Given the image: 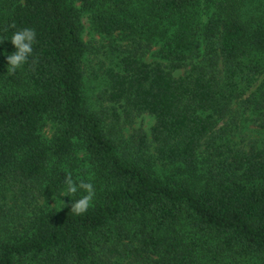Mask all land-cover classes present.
Returning <instances> with one entry per match:
<instances>
[{"label":"trees","instance_id":"1","mask_svg":"<svg viewBox=\"0 0 264 264\" xmlns=\"http://www.w3.org/2000/svg\"><path fill=\"white\" fill-rule=\"evenodd\" d=\"M24 27L29 62L0 55V264H264V0H0V53ZM69 174L96 188L83 216Z\"/></svg>","mask_w":264,"mask_h":264},{"label":"clouds","instance_id":"2","mask_svg":"<svg viewBox=\"0 0 264 264\" xmlns=\"http://www.w3.org/2000/svg\"><path fill=\"white\" fill-rule=\"evenodd\" d=\"M36 39L37 33L30 27L18 29L12 33L10 39H5L10 41L15 49L11 54L0 53V55H6L8 74H16L18 70L22 69L29 62V59L34 56V45L36 43ZM78 193L82 194L79 198L73 199V197H76ZM57 194L61 197L70 198V212L72 214L76 216H83L90 208L93 207V202L97 193L96 188L90 179L74 180L72 175L69 174L65 176L64 186ZM53 199H56V196ZM60 202L65 204L62 201Z\"/></svg>","mask_w":264,"mask_h":264},{"label":"rangeland","instance_id":"3","mask_svg":"<svg viewBox=\"0 0 264 264\" xmlns=\"http://www.w3.org/2000/svg\"><path fill=\"white\" fill-rule=\"evenodd\" d=\"M76 5H78L76 3ZM82 25H83V40L85 42L88 41H97L101 44L104 43L103 39L104 37L99 36L92 28V25L90 24V21L88 20V18L86 16H83V20H82ZM154 51V50H153ZM152 59H150V57L147 58V61H151ZM94 91L93 90H88L87 92V96H89V101L90 103H92L94 101ZM154 124V119L153 117H150L148 115H141L137 118H134L133 122L131 124H128L126 127H123V134L125 136H128L130 133H133L134 130H138V129H142L145 131H149L150 128L153 126ZM42 137L45 139V141L51 140V138L54 135V128L50 125V123H47L41 132ZM63 199V197H61ZM48 205L50 207H55L58 204V202H53L50 201L48 203Z\"/></svg>","mask_w":264,"mask_h":264}]
</instances>
